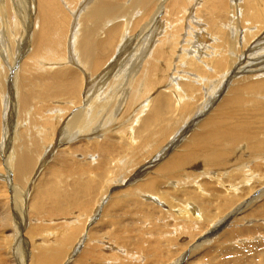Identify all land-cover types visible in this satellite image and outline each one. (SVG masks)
<instances>
[{
    "label": "bare ground",
    "instance_id": "6f19581e",
    "mask_svg": "<svg viewBox=\"0 0 264 264\" xmlns=\"http://www.w3.org/2000/svg\"><path fill=\"white\" fill-rule=\"evenodd\" d=\"M10 1L12 3L9 4L11 11L8 5H4L5 0H0V140L2 134L5 135L8 132V138L6 137V140L2 139L0 148L4 146L6 150L11 148V152L9 151L8 155L2 159L5 165L14 167L16 173L22 176L20 177L21 181L26 173H30V170L35 167L34 164L36 162L34 158L35 152H31L25 147L36 145V143H20V151L22 153H20V157L15 154V144L20 140L23 132V119L28 117L32 106L31 99L22 95L20 89L31 72V68H26L25 64L32 58V30L38 25L41 18L37 4L41 6L44 0ZM212 1H215V5L209 9L212 11V9L216 10L217 8L219 13H221L217 17L210 18L201 14H207L209 6L206 4L209 3V0H157L151 5L150 10L146 12L143 10L141 15L139 14V19L131 22L133 30L129 33H133L136 30L139 33H136L134 38L128 37L126 43L121 44L120 51L123 59L119 60V57L113 54L110 47H108L107 51H102L98 54L96 49L100 47L99 43L96 39L89 38L90 34L88 32L91 27L87 25V22L83 24L84 18H90L91 21H95L102 27L106 20L113 21L116 18L114 16L116 14L114 13L116 11L115 0H67L71 7L77 6L81 9L78 17L72 20L71 26L69 21L68 23L65 22L64 14L54 13L55 34L65 33L66 37H53L52 48L45 51L46 62L53 67L49 71L53 72L49 77V81L40 85L41 88L45 89V93L38 92L39 95L47 97L48 102L51 103V107L45 110L44 120H51L54 123L53 133H50L53 138L47 142L48 145H53H49L48 151L46 150V155L43 157L39 169L43 168V164L52 153H55L52 151L57 147L58 154L75 162L76 166L73 168V174L85 177L88 173V168L86 169L84 163L89 164V162L94 160L95 152L103 150L104 140L109 137L106 132L109 130L113 131L117 127L114 128L112 125L114 126V123L118 121L116 116L122 102L124 103L129 99L132 104V101L136 99L132 111L134 116H132L133 118L131 117L132 119L130 118V123L118 128L119 130L116 132L118 135H125V140H123L125 143L122 141L120 143L124 149L123 151H127L126 157L121 154L123 158L115 159L110 154L112 157L108 156L107 158V154L103 155V153H107L109 148L106 146L107 148H104L106 150L101 153L103 156L98 152L99 155L97 156L100 158L97 161L101 159L103 168L105 166H108V168L103 169L105 171L102 169L101 171L98 168L101 171V173H98L101 179L109 173L112 182H114L115 174L122 173L118 176L116 184L125 185L130 183L129 192H127V188L125 192L120 191L122 193L118 194L117 197L121 198V194L127 195L126 197L128 195H138L145 190L149 198V201L146 200L145 203H150L151 201L152 203H157V205L161 204V200L163 202V196H161L163 192L159 193L156 192L157 190L152 189L157 179L165 178L167 183L170 184L171 177H180V180L185 179L182 184H188L192 187V189L185 188L179 191L180 194L186 195L185 201L182 202L184 206L180 205L181 200H178L177 197L179 196L176 193L178 185L173 191L175 192V197H170L172 201L167 200L168 202L171 201L170 207L172 205L181 206L177 208L180 212H177L180 216V225L176 228L174 227V232H171L172 236L177 235V232L182 234L185 230L184 227H187L186 230L190 232L188 236L194 238H188L192 241L188 245L187 250L183 251L179 258H175L169 264H183L185 259L189 257L194 259L196 257L195 252L205 253L206 249L203 248L205 244L210 245L212 239L215 243L218 242V234L216 236L212 235L218 233L228 224V221H231L229 226L232 222L236 223L242 218V216L235 218L239 212L246 211L252 205H255V201L264 197L263 181L249 187V182L253 180L260 181L258 179L259 175H264L263 172L258 171V168L262 170L264 168V0H250V3L238 0L236 4H233L230 0V5L228 0ZM131 7H143V0H133ZM154 7L156 8L154 9ZM186 7H189L186 10V15L182 16L180 11ZM5 8L10 12L12 21H9ZM120 8L121 6L117 10L118 15L122 14ZM228 8L230 20L238 19V21H241V18H243L245 20L244 27L243 25L239 26L236 30L234 24H229L228 28H226L224 22L227 18ZM231 8H233V11ZM149 16H151L150 19ZM179 18V27L169 22L172 19L179 20ZM142 19L144 20L142 21ZM255 19H258L261 24L257 26ZM122 20L123 22L121 21L120 24L115 26L117 33H120L126 26L128 18H123ZM149 22L152 25L150 31L146 37L142 38L143 31L149 28ZM31 25H33L32 28ZM258 33L260 34L258 35ZM138 36L141 37V42L136 40ZM13 37L16 38L15 43H13L14 41L12 42ZM40 62L41 58H37L31 64L32 66H37ZM140 63L141 65H139ZM105 66L107 67L105 68ZM100 69L102 70L100 71ZM127 70L129 71V77L123 75ZM138 72L139 75L137 76ZM159 72H162V76ZM71 74L75 79L70 81L68 77L71 79ZM113 78L116 79V82L112 83L113 86H111L108 82L112 81ZM81 82L82 85L85 84V88L80 97L82 91ZM56 83L59 84L54 87ZM64 83H66L65 87H63ZM41 100H43L42 97ZM81 102L82 106L78 107L77 105ZM2 115L6 118L4 123ZM124 116L126 117V115ZM183 118H186L185 120L189 122L187 121L188 124L176 135L175 130L178 129V124ZM128 119L125 118L124 121ZM109 124L110 126H107ZM45 130H48L47 126H45ZM45 133L48 135L47 131ZM4 135L3 138H5ZM78 140H85L86 142L90 140L96 141L93 148H91L93 153H88L89 151L86 149L84 150L88 151L87 153L84 150L81 152L71 150L67 144ZM62 145L64 146L60 148ZM228 155H231V161L228 160L230 157ZM56 156L58 155L56 154ZM22 161H28V163L23 164ZM155 165L159 166L157 170L154 169ZM109 166H114V169L110 170ZM9 167L8 169L10 170ZM84 167L87 171H85ZM191 167L196 169L195 174L190 170L192 169ZM235 170L241 173L239 181L233 185L225 184L224 181L227 180H231L230 182L233 183L234 178H227ZM38 173L40 174V172ZM98 173L96 176H98ZM214 175L216 176L215 179ZM144 176L145 178H143ZM26 178L25 181H27ZM59 178L60 175H56L55 180L60 185L61 181ZM197 179L201 181L196 182ZM94 180L96 181L95 178ZM207 180L212 183L215 181L217 184L224 186L219 188L221 192H216L218 194L222 193L221 196H223L222 200L224 202L221 200L220 207L218 206L216 209L217 212L220 209L222 215L214 221V217L209 219L207 212L210 211L209 207H211L209 205L211 204V196H208L210 189L206 188L207 185H205L208 182ZM241 183H246V185L243 187ZM13 185L15 184L13 183ZM158 186L156 184L155 187ZM22 188L15 186L11 189L8 188L10 191L12 190L13 206L18 209L16 211H23L21 210L23 208V195L21 194L20 196L19 194L22 192L21 190H24ZM44 188L46 187L44 186ZM49 188L51 187L49 186ZM245 188L251 189V199L247 203L242 204V200L237 201L235 196ZM87 190L91 191L92 189L89 187ZM23 194H25V191ZM44 195L42 194L43 197ZM204 195L208 197H204ZM104 196L102 194L96 201L95 211L86 214V229L81 230L76 244L73 246V253L81 249L80 244H82L83 239L88 241L87 237L92 236V234H89L88 229L95 222L93 220L98 212L99 205L101 206L104 201H107L102 198ZM114 197L113 199L115 200L117 197ZM124 197L122 198L124 199ZM196 197L203 202L198 204ZM25 199L24 196V202H26ZM56 201L54 197V203ZM112 201L111 199L106 202V205L110 203V208L113 207ZM144 201L143 199V202H141L144 203ZM119 202V199H117L116 204L118 206L120 205ZM260 206L263 209V205L260 204ZM58 208H60L58 214L60 211H68L67 208V211H65L63 204ZM226 208L229 211H233L231 215L227 214L225 216ZM256 208H259V206H256ZM28 209L30 210V207ZM49 209L51 211V208ZM105 210L103 211L107 214ZM161 211H168L169 218L173 215L169 212L170 209H162ZM201 211H205V213L203 212L204 216L200 215ZM32 212L34 213L33 210ZM52 212H55V210H52ZM102 214L103 212L101 217H104ZM15 217H17L16 214ZM21 217L23 216L21 215ZM63 220L67 226H72L77 222V219L74 218ZM200 220L203 221L201 224ZM166 221L165 224L167 223ZM260 223L264 225V221ZM254 224H259V222H254ZM89 225L90 227H88ZM250 225L253 224L250 223ZM77 232V227H73L69 230L67 236L63 234L62 239L68 241L71 235ZM30 233L34 234V231L31 229ZM63 233L66 232L64 231ZM222 233H224V230L219 234V236L224 235L222 238L227 235L233 239L235 235L230 229L225 234ZM203 235L205 236L204 238ZM210 236L212 237L210 238ZM104 237V235L98 233L96 238H93V242L95 244H99V242L106 243L104 244L105 246L114 249V246H112L114 244L109 245ZM58 242V244H61L63 241ZM117 249L122 251L121 248ZM30 250V256L27 254V259L29 258L30 260L29 264H54L55 262L56 264H61L64 260V256H61L52 244H45L36 250L35 248ZM70 250L71 248L67 251ZM108 252L104 251V254L108 255L110 252L113 254L112 250ZM111 256L115 257V255ZM141 258L144 257L136 255L132 259H139L138 262H142ZM70 260H72V256H69L62 264H67Z\"/></svg>",
    "mask_w": 264,
    "mask_h": 264
},
{
    "label": "rangeland",
    "instance_id": "374dc122",
    "mask_svg": "<svg viewBox=\"0 0 264 264\" xmlns=\"http://www.w3.org/2000/svg\"><path fill=\"white\" fill-rule=\"evenodd\" d=\"M132 1L133 0H115L116 11L114 13H116V14H114V16H116V18L113 21H107L106 20V23L104 24L103 27L100 24L96 23L95 21H93V20L91 21L90 18H87V19L84 18L83 24L85 22H87V25L91 27L89 32H88L90 34L89 38L90 39H96V41L99 43L100 47H98L96 49V52L98 54H100L102 51H107L108 47H110L113 51V54L117 55L119 57V60L123 59V56L121 55V51H120L121 44L126 43V39L128 37L134 38L135 37L134 35L136 33H139L137 30L134 31L133 33H129L130 31L133 30V28L131 27V22H135L136 20H138L139 14L141 15L143 10H145V12L150 10L151 5L154 2H156L157 0H143V7H139V8L131 7ZM236 1H238V0H231V2L233 4H236ZM228 2L230 5V0H228ZM244 2L250 3V0H244ZM9 4H12L11 1L5 0L4 5H8L10 7ZM34 5H35V3H34ZM206 5L209 6L207 8L208 12H206L208 15L207 14L204 15L205 13H201L204 17L205 16H207V17L209 16L210 18L214 17V16L217 17V15H219L221 13V12L219 13L217 8H216V10L212 9V11L209 9L211 6L215 5V1L213 2L212 0L211 1L209 0V3ZM37 6L39 7L38 11L40 10L41 18L39 19L38 25H36L32 30V36H31V48H32V52H33L32 58L29 59L25 64L26 68H28V67L31 68L30 69L31 72H30L29 77L24 80V82L21 86V89H20V93L22 95L28 96L31 99L32 106H31V111L28 114V117L26 119H23L24 120V127H23V132L21 130L22 136H21L20 140L15 144V147H14L15 154L20 157V153H22V151H20V143H36V145L33 144L30 147H25V149H28L31 152H33V151L35 152L34 158H35L36 162L34 164L35 165L34 168L30 165V167L33 168L32 169L33 171L30 170L31 171L30 173L29 172L26 173L25 177L20 181V177H22V176L16 173L14 167H9V166L5 165V163L3 162V159H2V158H5L6 155H8L9 151L11 152V148L7 149V150L5 149V146L3 148H0V167H3V168H0V264H29L30 260H29V258L27 259V254L30 256V252H31L30 249L35 248V250H36L37 248H39L40 246H43L45 244H52L53 247H55L57 249L56 251L59 252L61 256H64V260L61 262V264L63 262H65V260L69 256H72V260H70L67 264H81V263L82 264H98V263H100V264H119V263L120 264H169V262H173V260L175 258H177V257L179 258L183 254V251L185 252L187 250L188 245L192 241V240L190 241L188 238L194 239L191 236H188V233L190 235V232H188V230H186L187 227H184L185 230L182 234H179V232H177V235L172 236V234H171V232L173 230H175L174 227L176 228L177 226L180 225V220H179L180 216H179V214H177V212L178 213H180V212L177 208H179L180 205L184 206V203H182V202H184L186 199V195H184L182 193L180 194L179 191H181L185 188L186 189L187 188L192 189V187L190 185L182 184V182L185 179L180 180V177L173 176L170 178L171 180L169 179L171 182L170 184L167 183V179H165V178L157 179V182L155 183V185L152 189L155 191L157 190L156 192H159V193L163 192V195H161V196H163V198H162L163 202L161 200L160 201L161 204L157 205V203H152L151 201H150V203H145L146 200L149 199L148 195H147L148 193H146L147 191H145V190L140 192V194H138V195H136V194L133 196L128 195L129 198L126 197L127 195H122V194H121L122 196L120 195L121 198L117 197L118 194L127 191V188H128L127 192H129V188L131 187L130 183H127L125 185L124 184H122V185L116 184L118 176H120L122 173L121 174L119 173L117 175L115 174V178L113 179L114 182L111 181L109 173H107V172H106L107 173L106 177L104 176L105 178L104 177H103V179L99 178V173H101V171L103 169H107L108 166H105L103 168V162L101 159L97 161V159L100 158L97 155L100 154L101 156H103V155L107 154V158H108V156L113 155V158H115V159L119 158V157L123 158L124 155H125L124 157H126V155H127V151H123L124 149L122 148L121 143H120V141L125 143V141H123V140H125L124 139L125 135H122V134L118 135V134H116V132L119 130L118 128H121L122 126L124 127L125 125H128L130 123V118L132 116H134L132 111H133V106L135 104L136 99H134V101H132V104H131V100H129V99L126 100V102H124V103L122 102V104L119 108V111L117 113V116H116L118 121L114 123V126L112 125V127H114V128L116 126L117 127L113 131L109 130L112 132H109V131L106 132L109 137H107L104 140L105 141V143H104L105 147L103 146V150H106L104 148H107V147H109L110 149L108 148L107 153H103V155L101 154L103 150L102 151H99V150L96 151L95 155H94V160L89 162V164L84 163V166L86 167V169L88 168L87 170L89 173V174L87 173L86 177L82 176V175L75 176L73 174V168H74V166H76L75 162L72 159L64 158L61 156V154H58L57 150H56L57 147L55 148V150L52 151L55 153H52L51 156L45 161V163L43 164L44 165L43 168L41 167L42 169L41 170L39 169L40 163H41L43 157L46 155V152L48 151L49 145H53V144L48 145L47 142H49L50 139L53 138V135H50V133H53V129H54V123L51 120H48V121L44 120L45 110L47 108L51 107V103L48 102L47 97L41 96L38 94V92H40L42 94L45 93V89L41 88L40 85L48 82L49 77H50L51 73L53 72V71H49L53 67L49 63L46 62L45 51L49 48H52L53 37H55V36H59L62 38L66 37L65 33L55 34L54 13L59 12L60 14H64L65 22L68 23V21H69L70 26H71L72 20L74 18L78 17V14H79V11L81 8H79L77 6L71 7L70 3H68L67 0H44L42 2L41 6L38 4H37ZM119 6H121V8H120V12H122L121 15L117 14V10H118ZM155 8L156 7H154V9ZM187 8H189V7L183 8L180 11V14L182 16L184 14L186 15ZM9 9L11 11V7ZM154 9H152V10H154ZM231 9L233 11V8H231ZM5 12H6V15H7L9 21H12V16H11L10 12L8 10H6V8H5ZM151 16H149V19L151 18ZM123 18H128V21L126 23V26L123 28V30L120 33H117L115 30V26L120 24L121 21L123 22V20H122ZM143 20L144 19H142V21ZM150 22L148 23L149 28H147L143 31V33L141 35L142 38L146 37L147 33L150 31V28L152 26L150 24ZM169 22L173 23L176 27H179L180 18H179V20L172 19ZM255 22H256L257 26L261 24V22L258 21V19H255ZM229 24H234V27H236L235 29L237 30V28L239 26L243 25V27H244L245 20L243 18H241V21H238V19L231 21L230 20V12H229V8H228L227 18H226V21L224 22V25H226V28H228L227 26ZM32 27H33V25H31V28ZM40 30H41V32H39ZM229 31H230V28H229ZM255 33H252V34H255ZM259 34L260 33H258V35ZM141 37L138 36L136 40L138 42H141V40H140ZM15 39L16 38L13 37V39H12V42L14 41L13 43H15ZM37 58H41V62L37 66H32V64H31L32 61L36 60ZM104 58H106V56H104ZM139 65H141V63ZM107 66H105V68ZM102 69H100V71ZM126 72L123 75L125 77L126 76L129 77L128 76L129 71L127 70ZM159 73H161V76H162V72H159ZM138 75H139V72L137 73V76ZM71 76H72L71 79H70V77H68V80H70V81L72 79L73 80L75 79L72 74H71ZM110 82H108V84H111V86H113V84L116 82V79L113 78V80ZM58 84L59 83H56V85H54V87H56ZM65 84L66 83L63 84L64 85L63 87H65ZM81 85H82V82H81ZM81 87H82V91H81L80 97L83 94V89L85 88V84H83ZM41 97L43 100H41ZM136 104H137V102H136ZM77 106L81 107L82 102L80 104H78ZM120 114H121V116H120ZM124 115H126V117ZM1 117L3 118L2 121L4 123L6 118L3 115ZM125 118H129V119L127 121H124ZM185 119L186 118L181 119V122L178 124L179 125L178 129L175 130L176 135L181 129H183L188 124L189 121L185 120ZM115 121H116V119H115ZM134 123H135V121H134ZM45 126L48 127V130H45ZM107 126H110V124ZM107 126H105V127H107ZM44 130L48 132V135L45 133ZM185 134H186V132H185ZM3 135L4 134H2L0 142L2 141V139L6 140L8 138L7 137L8 132L5 133V135H4L5 138H3ZM112 135H114V136H112ZM81 138L83 139V137H81ZM100 140H101V138H100ZM112 142H113V144H112ZM95 143H96V141H94V140H90L89 142H86L85 140H78V141L71 142L67 145H69V148L73 151L81 152L82 150L86 149L89 151V152L87 151L88 153H90V152L93 153V149H91V148H93ZM127 145L129 146L128 143H127ZM46 146H48V147L45 149ZM63 146L64 145L60 146V148ZM86 150H84L85 153H87ZM98 152H100V153L98 154ZM173 152H174V150H173ZM56 154L58 156H56ZM121 154H123V156H121ZM228 157H229L228 160L231 161V155H228ZM22 163L23 164L28 163V161H22ZM98 165H99V167H98ZM92 166H94V167H92ZM114 166H109V169L110 170L114 169ZM8 167L10 168V170L8 169ZM30 167L28 168V171H29ZM85 167H84V169H85ZM90 167L93 171L91 169H89ZM263 167H264V165H263ZM98 168L100 170L101 169L102 170L100 171V170H98ZM130 168H132V167H130ZM157 168H159V166L157 167V165H155L154 169L157 170ZM191 168L192 169H190V170H192L195 174L196 169H194V167H191ZM86 169H85V171H87ZM94 169H97V170H95L96 172L94 171ZM154 169L152 168V170H154ZM185 169H183V170H185ZM89 170H90V172H89ZM103 171H105V170H103ZM258 171H261L264 174V168H263V170L261 168H258ZM38 172H40V174ZM93 172H94V175H93ZM97 173H98V176H96ZM27 174H29V175L31 174V175L29 176ZM15 175H16V177H15ZM56 175H60V178H59L61 181L60 185L55 180ZM177 175H179V174H177ZM230 175L231 176L228 177L227 179H233L234 178L232 181L233 183L230 182L231 180L230 181L227 180V181H224L225 184L233 185L236 182H238L239 179L241 178V176H240L241 173L239 171H236V170L233 171L232 174H230ZM89 176L91 179L89 178ZM215 177L216 176L214 175V179H215ZM25 178L27 181H25ZM94 178L96 179V181L94 180ZM143 178H145V176ZM98 179H99V181H98ZM258 179L260 181L253 180L255 183L253 181L249 182V184H250L249 187H252L253 185H257L261 181L264 182V175L260 174ZM52 181H54V182H52ZM131 181H133V180H131ZM160 181H162V182H160ZM197 181H198V179L196 180V182ZM199 181H201V180L199 179ZM207 181L208 182H206L205 185H207L206 188L208 187L210 189L209 190L210 193L208 194V196H211V204H209L211 206V207H209V210L211 212L210 211H207V212H208L209 219L211 217H214L213 218V221H214L215 219L219 218L222 215V211H220V209H218L219 211L217 212L216 209L218 206L220 207V205H221L220 203H222V201H223L222 200L223 196H221L222 193L218 194L216 192L217 191L221 192V191H219V188H223L224 186L217 184L215 181L213 183L210 182L209 180H207ZM127 182H129V181H127ZM196 182H195V185H196ZM2 183H4V184H2ZM13 183L15 185H13ZM52 184H53V186H52ZM133 184H135V182H133ZM156 184L159 186L155 187ZM241 184H243L242 185L243 187L246 185V183H241ZM47 185H49L51 188H49V186L47 187ZM54 185L56 186V188ZM11 186L12 187L15 186L17 188L18 187H20V188L24 187V188H22L24 190H21L22 192L19 193L20 196H21V194L23 195L22 196V200H23L22 207L23 208L21 209L23 211H16L18 209L17 208L15 209V206H13L12 194H11L12 190L10 191V189L12 188ZM44 186L46 188H44ZM176 186H177V188H176ZM86 187L87 188L90 187V189H92V190L91 191L87 190ZM262 187H264V186L262 185ZM8 188H10V189H8ZM175 188H176L177 195H179V196H177L178 200H181L180 205L179 206L172 205V207H170V202L172 201V199L170 197H172V198L175 197L174 196L175 192H173V191H175ZM54 189H55V192H54ZM61 189H64V190L61 191ZM222 190L224 191V189H222ZM24 191H25V194H23ZM28 191H29V193H28ZM51 191H52V193H51ZM120 191H122V192H120ZM26 192L28 193V197H27ZM48 192H50L51 194ZM250 192H252L250 188H245L243 191H239L235 197H237V201L242 200V202H243L242 204H245L248 201H250V199H251ZM42 194L43 195L46 194V195H44V197H43ZM102 194L105 195L102 198L104 200H107L106 202H108L111 199L113 200L112 201L113 207H111L112 208L111 209L109 206L110 203L106 205L105 201H104L105 204L103 202L101 204V206L99 205L98 212H97L98 214L97 213L95 214V218L93 220V222L95 221L94 224L92 225V227H90V225L88 226V227H90L88 229L89 234H92V236L87 237L88 241H87V239H83L82 244H80L81 249H78V251L76 253H73V246L76 244V241H77V239L81 233V230L83 231L86 229V223H85V217L87 216L86 214L87 213L88 214L93 213V211H95L94 206L96 205V201L99 199V197L102 196ZM24 196L26 198L25 199L26 202H24ZM123 196H125L126 198L124 197V199H123L122 198ZM208 196L204 195V197H208ZM54 197L57 200L55 203H54ZM113 197L114 198L117 197V198L114 200ZM137 197H138V200H137ZM28 198H29V202H28ZM133 198H134V200H133ZM139 198H140V200H139ZM142 198L145 200L144 201L145 204L142 203L143 202ZM196 198H197L198 204H201L203 202L198 197H196ZM117 199H119V201H120L119 206L116 204ZM168 199L171 201L168 202L167 201ZM178 200H176V202H178ZM259 200L255 201V205H252L251 208L247 209L246 211L239 212L235 218L240 217V216H242V218H240L236 223L232 222V223H230V226H229V222H231V221H228L227 222L228 224H226V226H224L219 231L221 233L222 230H224V233H222V234H225L230 229L231 232L235 233L233 239L231 238V236H227V235H226V237L222 238V236H224V235H220L221 236L220 237L219 236L220 233L218 232V233L212 235V236H216L218 234L217 235L218 236V240H217L218 242L215 243L214 240L212 239L211 240L212 242L210 241V243H211L210 245L205 244L203 246V248L206 249L205 253L200 254L199 252H195L196 257H194V259L192 257L185 259V262L183 264H264V225H262L260 223L261 221H264V197L260 200V202H259ZM52 203H53V205H52ZM62 204H63L65 211H67V209H68V211L67 212H61L60 211V213L58 214V211L60 210V208H58V207ZM137 204H138V206H137ZM172 204H174V203H172ZM260 204L263 205V209L260 208L261 207ZM52 206H54V207H52ZM107 206H109V207H107ZM256 206H259V208H256ZM29 207H30L31 211L28 209ZM38 208H40V209H38ZM47 208H48V210H47ZM49 208H51V211H49L50 210ZM105 209H108V210H105ZM162 209L163 210H169L170 209L169 212H171L175 218L173 217V215H171L170 216L171 218H169L168 217V211H161ZM32 210L34 211V213L32 212ZM52 210L53 211L55 210V212H52ZM70 210H71V212H70ZM103 210H105L107 214H105V212ZM13 212L17 215V217H15V214ZM102 212H103L102 215H104V217H101ZM203 212L205 213V211H201L200 215L204 216ZM232 212L233 211H229V209L226 208L225 216L227 214L231 215ZM38 213H39V215H38ZM61 213H64V214H61ZM197 213H199V212H197ZM111 214H112V216H111ZM21 215L23 217H21ZM53 215H55V216L53 217ZM203 216H201V217H203ZM110 217H113V218H110ZM67 218L77 219V222L74 223L72 226H67L66 222L63 220V219H67ZM28 219H30V220H28ZM18 220H19V222H18ZM114 221H115V223H114ZM165 221L167 222L166 224H165ZM109 222H110V224H109ZM202 222L203 221L200 220V224ZM240 222H241V224H240ZM254 222H259V224H254ZM99 223H100V225H99ZM206 223H204V224H206ZM250 223H252L253 225H250ZM23 224H24V226H23ZM88 224H90V223L88 222ZM62 225H63V227H62ZM109 225H111V226H109ZM73 227H77L78 232L75 234H72L73 236L71 235V237L69 238L68 241H64L65 239H62L63 234H64V236H67L68 235L67 233ZM61 228H64V229H61ZM31 229L34 231V234L30 233ZM40 229H41V231H40ZM209 229H210V227H209ZM28 230H30V231L28 232ZM64 231L66 233H63ZM98 233L105 236L104 238L107 239L106 242L109 245L114 244V245H112V246H114L113 247L114 249H112V247L109 248L108 246H105L104 244H106V243H100L99 242V244L98 243L95 244L93 242V240L96 238ZM53 234H55V235L53 236ZM46 235H47V237H46ZM212 236H210V238ZM204 237L205 236L203 235V238ZM53 239H55V240H53ZM157 239H159L160 241ZM109 240H112V241H109ZM21 241H22V243H21ZM55 241H57V242H55ZM58 241H60V242L63 241V242L61 244H58L59 243ZM205 242H207V241H205ZM170 243H172V244L170 245ZM62 245H64L63 248H62ZM102 246H103V248H101ZM167 247H168V249H167ZM69 248H71V250L67 251ZM117 248H121L122 251L120 249H117ZM111 250L113 251V254H112V252H110ZM104 251L106 253L109 251L110 253L108 252L109 253L108 255L105 253L106 254L105 255ZM119 251H121L122 253L121 252L119 253ZM129 253H133V254H129ZM134 254L144 257V258H141V261L142 260L143 261L138 262L139 259H136V260L132 259L133 257L136 256ZM110 255H115L116 259L114 256L110 257ZM123 255L125 256V258ZM126 257L128 260L126 259ZM114 259L117 261H115ZM131 259H132V261H130ZM193 260H194V263H193ZM99 261H101V262H99ZM118 261H119V263H118ZM188 262H190V263H188ZM54 264H56V262Z\"/></svg>",
    "mask_w": 264,
    "mask_h": 264
}]
</instances>
